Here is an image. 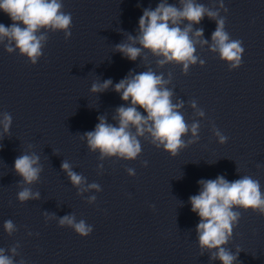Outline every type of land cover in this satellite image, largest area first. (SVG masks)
Segmentation results:
<instances>
[{
	"label": "clouds",
	"instance_id": "9594fccd",
	"mask_svg": "<svg viewBox=\"0 0 264 264\" xmlns=\"http://www.w3.org/2000/svg\"><path fill=\"white\" fill-rule=\"evenodd\" d=\"M178 5L159 0L155 9H143L137 34H128L127 42L117 44L115 51L131 61L138 58L147 60L148 56L144 55L147 52L156 58L158 67L178 65L182 73L187 75L191 66L197 63L204 66L205 61L197 55V46L206 45L209 51L218 54L219 59L228 65L229 71L238 69L242 64L244 48L242 41L231 39L225 29V17L220 14L221 10L227 12L223 0H220L218 8L206 7L197 0H178ZM63 7L62 0H0V11L12 21L10 26L0 23V45L9 54L18 52L32 65H36L43 55L49 32H63L65 40L71 37L72 16ZM205 17L216 23L210 43L204 38L203 28H194ZM171 79V73L166 79L163 73L157 74L149 67L137 74L130 72L114 85L111 79L93 82L90 89L92 93H102L112 88L120 94L125 104L115 109L112 117L115 124L109 123L107 117L102 115L98 117L99 122L94 130L81 135L88 149L98 152L101 161L106 158L133 161L142 152L141 138L147 139L157 149L162 148L171 157L197 142L200 123H187L181 111L184 107L182 100L173 103L174 93L168 88ZM190 106L195 116H205L204 110L198 108L195 100L190 101ZM11 125V114L0 113L3 134L9 133ZM212 131L220 144L227 142L228 137L214 125ZM189 133L191 138L185 141L184 137ZM147 164V161L143 162V166L147 167ZM98 167L102 169L103 165ZM61 169L79 192L91 189L101 191V186L95 182L87 184V188L81 187L87 183L86 177L73 171L67 160L62 162ZM14 170L21 177L17 199L21 203L38 200L39 191L34 192L30 186L40 180L43 171L40 157L34 152L22 153L14 161ZM126 171L129 176L135 175L132 168ZM198 184L199 193L190 196L189 203L191 211L199 217L195 231L201 253L207 251L210 260H219L221 264H235L239 252L233 253L227 245L241 218L240 210H251L264 216L261 185L258 180L247 175L234 181L218 175L215 179H201ZM95 200V196L87 198L90 204ZM45 216L46 219L56 218L48 213ZM58 225L73 229L80 237H87L93 231V227L85 220H77L74 213L60 217ZM3 228L9 236L17 231L11 219L4 222ZM18 247V244L11 247L8 250L10 255L0 248V264H15L13 258L18 255ZM19 264H24V261L21 260Z\"/></svg>",
	"mask_w": 264,
	"mask_h": 264
}]
</instances>
